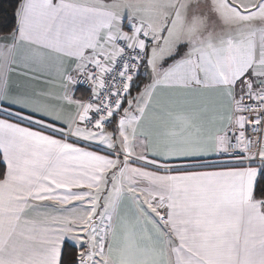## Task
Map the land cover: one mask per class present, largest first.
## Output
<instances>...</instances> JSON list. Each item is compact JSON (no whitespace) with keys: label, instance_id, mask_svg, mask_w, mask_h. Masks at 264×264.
<instances>
[{"label":"snow or ice","instance_id":"snow-or-ice-1","mask_svg":"<svg viewBox=\"0 0 264 264\" xmlns=\"http://www.w3.org/2000/svg\"><path fill=\"white\" fill-rule=\"evenodd\" d=\"M11 7L0 264H264V0Z\"/></svg>","mask_w":264,"mask_h":264},{"label":"trees","instance_id":"trees-1","mask_svg":"<svg viewBox=\"0 0 264 264\" xmlns=\"http://www.w3.org/2000/svg\"><path fill=\"white\" fill-rule=\"evenodd\" d=\"M14 0H0V16L7 20V26H11L12 7ZM6 14V15H5Z\"/></svg>","mask_w":264,"mask_h":264},{"label":"crops","instance_id":"crops-1","mask_svg":"<svg viewBox=\"0 0 264 264\" xmlns=\"http://www.w3.org/2000/svg\"><path fill=\"white\" fill-rule=\"evenodd\" d=\"M20 79H24L23 77H21ZM77 98H84L86 99L87 96V92L85 90H83L82 88H80V90L76 93Z\"/></svg>","mask_w":264,"mask_h":264},{"label":"built area","instance_id":"built-area-1","mask_svg":"<svg viewBox=\"0 0 264 264\" xmlns=\"http://www.w3.org/2000/svg\"><path fill=\"white\" fill-rule=\"evenodd\" d=\"M81 88L87 92V96H88L87 86H82ZM87 96H86V98H87Z\"/></svg>","mask_w":264,"mask_h":264}]
</instances>
